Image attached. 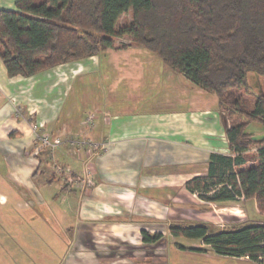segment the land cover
Segmentation results:
<instances>
[{"label": "crops", "instance_id": "crops-1", "mask_svg": "<svg viewBox=\"0 0 264 264\" xmlns=\"http://www.w3.org/2000/svg\"><path fill=\"white\" fill-rule=\"evenodd\" d=\"M215 96L134 44L30 77H9L0 60V207L26 216L2 228L14 258L171 264L170 220L183 219L188 200L203 202L185 182L207 171L211 153L229 150ZM42 134L62 141L50 151L83 146L81 159H69L80 166L68 167L80 180L43 178ZM142 230L160 237L144 241Z\"/></svg>", "mask_w": 264, "mask_h": 264}, {"label": "trees", "instance_id": "trees-1", "mask_svg": "<svg viewBox=\"0 0 264 264\" xmlns=\"http://www.w3.org/2000/svg\"><path fill=\"white\" fill-rule=\"evenodd\" d=\"M127 11L131 20L119 24ZM123 38L130 42L117 46ZM130 44L218 97L231 154L211 153L207 171L185 187L208 207L255 202L247 219L223 226L172 219L170 234L264 264V133L247 131L251 122L264 126V90H249L247 82L249 72L264 76V0H15L14 9H0V60L9 77ZM159 237L142 230L144 241Z\"/></svg>", "mask_w": 264, "mask_h": 264}, {"label": "rangeland", "instance_id": "rangeland-1", "mask_svg": "<svg viewBox=\"0 0 264 264\" xmlns=\"http://www.w3.org/2000/svg\"><path fill=\"white\" fill-rule=\"evenodd\" d=\"M14 1L15 0H0V9L2 8H8V9H14ZM131 20V13L130 11H127L126 13L122 14L119 18V24H124L127 21ZM129 39L128 38H123L121 40H118L117 46L120 45L121 43H128ZM61 71L58 70V74ZM72 73H75V69H71ZM182 76H185L181 74ZM247 82L249 83V90H255V91H262L264 90V76L262 77H256L253 72H249L247 75ZM23 89V88H22ZM28 92V91H27ZM25 93V92H23ZM198 95V93H195ZM246 93H243L245 97H248V99H253V94H248V96L245 95ZM24 95L28 96L27 93ZM196 98V97H195ZM216 99V96L214 97ZM218 99V97H217ZM251 108L252 105H249ZM19 108V107H18ZM20 111H22L20 109ZM218 113L225 119L224 115H222L218 109ZM226 121V119H225ZM247 131L252 132L253 135L257 138H260L262 134L264 133V126L260 122H251L247 126ZM225 139V136H224ZM41 141V140H40ZM42 142V141H41ZM40 142V143H41ZM82 145H77L76 143H71L69 141L64 142L61 145V147L58 150L55 151H50L51 148L49 146H44L40 147L43 148V154L45 155V173L42 175L44 176V179H49L52 176L55 178L61 177L64 178L62 173L68 174L71 173L73 179H81V174H79V169L73 170L68 168L70 165L72 167H78L80 166V163L78 165L74 164L73 162H70L71 157L72 160H76L78 157L81 159V156H79V153H83L84 148H82ZM101 148V145H95V148L93 151H98ZM224 154H231L230 150H221ZM83 155V154H82ZM67 160V162H65ZM248 165L252 164L251 162L247 163ZM49 170L47 171L46 169ZM53 177V178H54ZM68 177V176H67ZM60 178V179H61ZM68 179V178H67ZM0 190L4 192L6 188H1ZM193 202H188L185 204H182V211L184 212L183 219H187L190 221H207L216 224L217 226H223L226 225L227 223L233 222V219H239V220H244L247 219L251 215V211H253L254 204L251 201L248 202H239V203H231L226 206H221V207H216V206H211L208 207V204H205L204 202H201V204L198 203H193ZM179 207V206H178ZM26 216L25 215H20L18 212H14L11 214H7L5 210L0 207V264H28L25 263L27 261V257L22 256V259L20 258H14L16 254L14 253L15 247H10L8 246V243L2 236L3 234V229L5 227V224L7 221H13L14 223L17 222V220L24 219ZM172 220H170L171 222ZM3 240V241H2ZM7 244H5V243ZM188 242V243H186ZM168 257L170 259L171 264H259L258 262H251L248 260H244L246 258L243 257L241 260L235 259L229 256L226 257H220L219 255H215L212 250H209V247L203 246L199 244L197 241H191L189 239H186L184 237H176L173 238L172 240L170 239L168 242ZM190 245V244H197L198 247H206L208 250L204 252H208L209 256H206L204 253H199L197 250H192L189 249L188 247H184V249L181 248L180 245ZM192 246V245H191ZM189 249V250H188ZM12 250V251H10ZM213 252V253H212ZM40 256V252H37L34 254L32 257L34 259L33 262H36V258ZM21 257V255L19 256ZM240 258V257H236ZM29 262V261H28ZM33 262L29 263L32 264Z\"/></svg>", "mask_w": 264, "mask_h": 264}, {"label": "built area", "instance_id": "built-area-1", "mask_svg": "<svg viewBox=\"0 0 264 264\" xmlns=\"http://www.w3.org/2000/svg\"><path fill=\"white\" fill-rule=\"evenodd\" d=\"M33 126L34 128L36 127L35 125ZM39 139L42 141H40V147L49 146V148H54L62 142L60 137H53L51 139L47 134H42ZM68 175L71 177V173H68Z\"/></svg>", "mask_w": 264, "mask_h": 264}, {"label": "water", "instance_id": "water-1", "mask_svg": "<svg viewBox=\"0 0 264 264\" xmlns=\"http://www.w3.org/2000/svg\"><path fill=\"white\" fill-rule=\"evenodd\" d=\"M263 91V90H262Z\"/></svg>", "mask_w": 264, "mask_h": 264}]
</instances>
